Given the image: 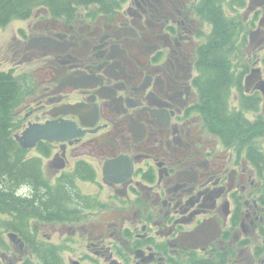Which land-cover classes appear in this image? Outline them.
Masks as SVG:
<instances>
[{
    "label": "flooded vegetation",
    "instance_id": "obj_1",
    "mask_svg": "<svg viewBox=\"0 0 264 264\" xmlns=\"http://www.w3.org/2000/svg\"><path fill=\"white\" fill-rule=\"evenodd\" d=\"M219 3L229 122L203 73L209 0L19 20L0 55L19 86L13 135L47 121L79 132L17 141L20 160L76 195L52 217L0 212V264H264V0Z\"/></svg>",
    "mask_w": 264,
    "mask_h": 264
},
{
    "label": "trees",
    "instance_id": "obj_2",
    "mask_svg": "<svg viewBox=\"0 0 264 264\" xmlns=\"http://www.w3.org/2000/svg\"><path fill=\"white\" fill-rule=\"evenodd\" d=\"M209 1L214 27L211 41L204 51L203 73L210 92L207 97L211 99L214 112L217 111V114H213L214 119L235 121L237 115L225 112L223 100L227 83L232 78L225 61V47L231 35L221 14L219 0ZM94 2L103 8L117 4V0H0V27L14 20L25 19L40 8L47 9L53 15H62L72 6ZM18 89L17 79L10 73L0 72V212H11L18 220L31 215L56 216L66 199H74L76 193L65 189L62 182L54 187L45 184L32 161L20 160L23 151L11 131L18 123L12 117ZM18 186L27 189L26 193H18Z\"/></svg>",
    "mask_w": 264,
    "mask_h": 264
},
{
    "label": "water",
    "instance_id": "obj_3",
    "mask_svg": "<svg viewBox=\"0 0 264 264\" xmlns=\"http://www.w3.org/2000/svg\"><path fill=\"white\" fill-rule=\"evenodd\" d=\"M78 131L73 125L68 123H60L57 121H47L44 124H32L28 126L22 134H16L15 139L24 148L35 145L38 139H48L61 141L75 137Z\"/></svg>",
    "mask_w": 264,
    "mask_h": 264
},
{
    "label": "rangeland",
    "instance_id": "obj_4",
    "mask_svg": "<svg viewBox=\"0 0 264 264\" xmlns=\"http://www.w3.org/2000/svg\"><path fill=\"white\" fill-rule=\"evenodd\" d=\"M20 21H11L4 29L0 28V55L6 52V43L10 40V36L13 34L14 30L21 26L22 23ZM8 66H10V64Z\"/></svg>",
    "mask_w": 264,
    "mask_h": 264
}]
</instances>
